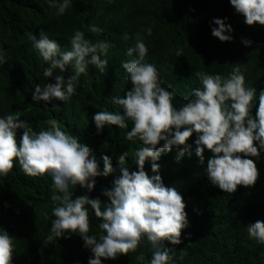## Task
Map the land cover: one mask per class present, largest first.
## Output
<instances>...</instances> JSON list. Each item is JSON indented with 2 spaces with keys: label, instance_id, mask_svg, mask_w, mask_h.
Returning <instances> with one entry per match:
<instances>
[{
  "label": "trees",
  "instance_id": "trees-1",
  "mask_svg": "<svg viewBox=\"0 0 264 264\" xmlns=\"http://www.w3.org/2000/svg\"><path fill=\"white\" fill-rule=\"evenodd\" d=\"M49 7L48 0H0V118L19 114L21 120L35 132L48 130L50 119L58 122L62 131L70 133L78 142L90 148L100 170L103 156L111 159L115 171L108 177H96V186L90 193L79 185L70 186L71 199L87 194L90 199L107 198L101 193L111 188L120 175L118 158L128 153L126 166L137 171L135 152L143 147L139 141H129L128 128L106 125L98 134L93 120L99 111L120 112L112 98L123 97L132 85L122 62L136 58L127 55L140 33L148 49L145 62L154 64L163 81L162 87L175 92L173 105L179 109L190 99L194 89L202 87L197 71L227 78L233 67L246 69V87L257 89L252 115L258 107L259 91L264 89V26H248L230 0H71L63 15ZM214 18L226 19L232 26L233 40L221 42L213 37ZM103 29L101 34L91 32V26ZM151 28V36L146 30ZM43 30L49 39L56 40L62 50H70V39L75 31L84 32L92 43L110 44L108 65L103 74L89 65L76 81V93L66 102L33 101L35 87L54 84L57 75L65 80L74 74L69 66L64 72L53 70L33 47L29 35L39 38ZM127 33L129 40L123 39ZM242 38L251 40L250 47ZM182 50L181 56L176 52ZM22 130L17 131V139ZM196 134L189 139L192 153L177 161L178 149L162 154L159 172L163 184L175 188L186 204L188 226L182 231L180 245L165 241L171 249L172 264H264V244L249 237L247 226L264 221V150L260 158L253 159L259 178L253 187L238 186L234 194L214 187L206 173L207 160L212 153L205 149L204 163L195 154ZM160 142L158 147L163 145ZM152 161L145 162L149 176ZM55 192L49 176L28 177L18 161L7 177H0V228L13 239L11 264H88L93 255L84 247L78 235L71 238H54L49 241L52 210L59 203L51 199ZM90 236L99 238L102 220L95 216L90 205ZM102 210L104 205L102 204ZM152 248L144 238L135 252L120 255L115 260L102 258L101 264H150ZM143 256V260L137 259Z\"/></svg>",
  "mask_w": 264,
  "mask_h": 264
},
{
  "label": "clouds",
  "instance_id": "clouds-1",
  "mask_svg": "<svg viewBox=\"0 0 264 264\" xmlns=\"http://www.w3.org/2000/svg\"><path fill=\"white\" fill-rule=\"evenodd\" d=\"M230 3L248 26H264V0H230ZM48 4L58 9L57 15H63L71 7V0H48ZM226 19L214 18L212 21L216 27L212 28L211 34L221 42L233 40V29ZM90 30L95 34L103 32L94 25ZM146 32L151 36V28ZM123 39L127 41L130 37L125 33ZM29 40L50 65L45 68V77H51L55 69L64 72L69 66L74 72L67 80L63 75H57L54 84H46L43 88L37 85L32 94L33 101L66 102L76 93V81L89 65L101 74L107 68L110 44L104 41L92 43L82 31H75L71 37L70 50H62L60 44L49 39L42 29L38 39L30 34ZM242 43L250 47L253 42L242 38ZM147 53L144 38L137 33L135 45L127 50L129 57L135 54L136 58L121 64L132 87L123 97L112 98V103L121 111H99L93 117L98 134L106 125L125 129L131 121L126 139L143 145L135 152L137 171L130 172L126 166L127 152L118 158L120 175L114 179L111 188H105L101 193L107 202L102 203L99 197L90 199L87 194L72 200L69 188L79 185L88 193L92 192L96 177H108L115 171L108 156L102 157L101 171L90 148L62 131L54 119L47 121L48 130L35 132L18 113L0 118V177H7L17 161L28 177H51L53 189L62 195L51 197L59 203L52 210L54 219L47 239L78 235L93 255L88 264H101L102 258L115 260L120 255L135 252L144 238L153 250L150 264H172L171 249L164 242L182 243V231L188 226L186 204L175 188L163 184L157 163L160 164L165 156L161 155L171 152L173 147L178 149V162L186 153L190 156L193 145L188 141L193 133L196 134L195 154L200 163H204L205 149L212 153L207 160L206 173L214 187L234 194L238 186L253 187L259 178L255 161L247 157L259 159L264 150V89L259 91L253 117L257 89L246 87V69L235 66L227 78L197 71L195 75L202 87L194 89L193 98L177 109L173 105L176 93L162 87L156 66L145 62ZM181 55L182 50H178L176 56ZM4 62L0 55V64ZM18 130H22L19 140ZM161 141L164 143L158 147ZM149 159L152 176L144 170ZM86 205H90L95 216L102 220L98 239L89 235ZM247 233L264 244V221L248 225ZM13 251L12 236L0 228V264H11ZM137 259L144 257L141 255Z\"/></svg>",
  "mask_w": 264,
  "mask_h": 264
}]
</instances>
